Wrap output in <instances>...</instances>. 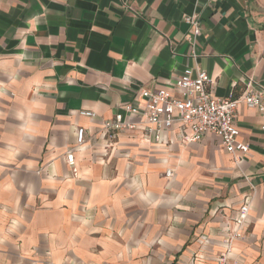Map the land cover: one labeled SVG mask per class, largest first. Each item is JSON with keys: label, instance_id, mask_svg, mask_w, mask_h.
Masks as SVG:
<instances>
[{"label": "crops", "instance_id": "obj_1", "mask_svg": "<svg viewBox=\"0 0 264 264\" xmlns=\"http://www.w3.org/2000/svg\"><path fill=\"white\" fill-rule=\"evenodd\" d=\"M187 67L215 97L264 84V0H0V264H216L247 195L229 264H264V111L239 109V161L180 124L162 143L100 134Z\"/></svg>", "mask_w": 264, "mask_h": 264}, {"label": "built area", "instance_id": "obj_2", "mask_svg": "<svg viewBox=\"0 0 264 264\" xmlns=\"http://www.w3.org/2000/svg\"><path fill=\"white\" fill-rule=\"evenodd\" d=\"M185 21L191 26L192 35L188 41L195 45L200 30V21L196 13L186 16ZM195 56V53H193ZM211 78L207 71L200 67H187L181 74L173 89H157L140 91V98L146 100L141 105L136 99L125 104V113H116L112 118L105 119L100 134L108 139H115L121 132L132 130L141 132L147 141L162 143L166 131L180 124L182 129L177 136L186 142H198L207 134L218 136L225 151L232 154L236 161L239 154H246L249 145L239 140L240 129L236 123L239 109L242 106L264 111V84L249 79L244 92L238 97H215L210 87ZM81 114L96 117L92 110H81ZM190 130L186 133L185 129ZM87 142L86 129H76V146L66 153L68 164L75 170L74 150L82 148ZM172 169L165 171L171 178ZM251 196L244 197L234 217L233 228L225 240V251L217 258L216 264H229L234 243L245 235L250 220Z\"/></svg>", "mask_w": 264, "mask_h": 264}]
</instances>
